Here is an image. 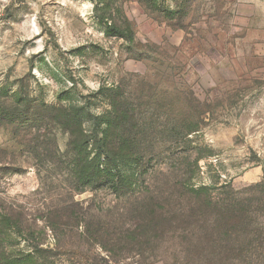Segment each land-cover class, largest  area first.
Listing matches in <instances>:
<instances>
[{
	"label": "rangeland",
	"instance_id": "obj_1",
	"mask_svg": "<svg viewBox=\"0 0 264 264\" xmlns=\"http://www.w3.org/2000/svg\"><path fill=\"white\" fill-rule=\"evenodd\" d=\"M87 102L139 124L151 191L196 162L194 188L254 219L253 249L227 262L172 242L119 264H264V0H0V264H93L108 254L88 236L111 245L130 218L106 184L70 180L69 135L46 106Z\"/></svg>",
	"mask_w": 264,
	"mask_h": 264
},
{
	"label": "trees",
	"instance_id": "obj_2",
	"mask_svg": "<svg viewBox=\"0 0 264 264\" xmlns=\"http://www.w3.org/2000/svg\"><path fill=\"white\" fill-rule=\"evenodd\" d=\"M107 29L114 36L125 37L119 28L109 25ZM89 105L90 102L46 106V115L50 116V125L69 135L66 164L74 190H93L106 184L117 199L129 205L126 213L130 218L111 233V245L101 231L88 236L91 245H98L108 254L93 264H119L122 255L144 259L146 254L154 253L155 247L172 242H177L178 253L201 258L213 255L224 262L253 249L254 219L249 208L241 207L233 197L218 199L209 188H194L196 162L179 165V174L174 176L176 181L168 186L167 193L151 191L145 178L139 124L134 122L133 130L128 131V117L118 108L95 114ZM54 149L53 159L59 153ZM261 186L264 190V182ZM78 222L74 217L64 223L77 226ZM4 264H38V260L25 256L4 260Z\"/></svg>",
	"mask_w": 264,
	"mask_h": 264
}]
</instances>
